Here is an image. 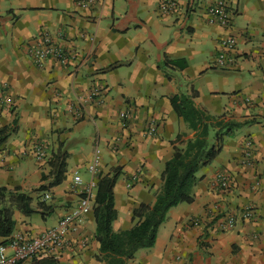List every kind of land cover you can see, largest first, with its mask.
<instances>
[{
  "label": "crops",
  "instance_id": "1",
  "mask_svg": "<svg viewBox=\"0 0 264 264\" xmlns=\"http://www.w3.org/2000/svg\"><path fill=\"white\" fill-rule=\"evenodd\" d=\"M176 1L163 13V0H97L87 8L77 0H0V187H19L33 204L50 193L45 201L54 210L47 215L55 218L48 224L47 215L15 209L13 234H41L79 205L74 172L91 180L97 147L95 177L120 173L113 230L132 228L134 209L153 205L162 190L175 146L196 134L171 98L196 92L198 108L240 126L198 172L194 201L172 207L154 246L127 264H264V0H226L233 11L226 27L208 21L206 8L217 0ZM44 32L75 59L36 64L29 48ZM227 34L236 36L237 47L233 63L220 68L219 41ZM165 59H184L187 66L164 68ZM95 86L102 89L98 96H92ZM80 98L86 100L81 118L71 111ZM152 123L158 131L148 136ZM38 146L47 151L44 161L35 154ZM61 151L65 179L51 187L50 161ZM221 174L230 180L227 188L218 184ZM247 208L252 215L243 219ZM230 215L238 216L236 226L222 231L219 222ZM95 232L92 209L52 254L58 264H102ZM9 237L0 236V244Z\"/></svg>",
  "mask_w": 264,
  "mask_h": 264
},
{
  "label": "trees",
  "instance_id": "2",
  "mask_svg": "<svg viewBox=\"0 0 264 264\" xmlns=\"http://www.w3.org/2000/svg\"><path fill=\"white\" fill-rule=\"evenodd\" d=\"M174 65L179 68L187 66L182 59H165L164 68ZM192 94H178L171 98L173 108L189 126L196 131L184 147L175 146L172 158L166 163L162 172L163 186L157 194L153 205L141 203L133 211L135 225L127 230L115 232L113 221L117 218L114 187L120 173L114 171L98 176L97 191L93 201V213L96 221L95 237L100 243L98 258L102 264H127L136 252L143 248L153 247L160 226L166 221L169 210L180 203H191L195 199L194 187L199 180L198 172L211 164L223 149L227 137L235 134L239 122L214 117L198 108ZM214 132L213 137L211 132ZM67 153H56L50 161L53 180L50 186L63 182L66 172ZM46 178V176L44 177ZM47 186L41 185L38 190L44 191ZM15 209L25 215L40 212L43 215L52 213L54 207L45 200L39 199L33 204V197L22 192L19 187L10 189L0 187V236H11L16 227ZM56 256L41 253L31 260L30 264H58Z\"/></svg>",
  "mask_w": 264,
  "mask_h": 264
},
{
  "label": "built area",
  "instance_id": "3",
  "mask_svg": "<svg viewBox=\"0 0 264 264\" xmlns=\"http://www.w3.org/2000/svg\"><path fill=\"white\" fill-rule=\"evenodd\" d=\"M97 0H77L79 7L87 8L96 3ZM177 7L176 0H163L161 10L163 13L174 10ZM207 18L211 24H220L223 27L229 26L232 21L233 11L230 4L226 0H217L211 3L206 8ZM237 47V38L235 35L227 34L219 41L218 53L216 57V66L226 68L234 61V52ZM29 54L33 61L38 65H43L48 59H55L60 64L65 65L69 61L74 60V54L67 53L63 48L57 46L53 37L49 32H44L39 38V42L35 46L29 48ZM102 89L100 86H95L92 91L93 95H99ZM91 98V96H90ZM85 99L80 98L77 105L71 106V111L77 117L83 116V109ZM127 112H122L121 117L127 118ZM158 131V126L152 123L146 132V135H155ZM247 150L245 152V161L250 162L252 152L250 146L251 140L246 141ZM35 154L39 160L47 158V151L45 147H35ZM101 161V152L97 147L93 160L89 164L88 169L92 174V178L88 183H85L78 171L74 172V185L80 187L79 205L73 210L63 215L58 223L46 229L41 234L35 236H28L23 233H15L9 237L7 243L0 244V264H20L24 261L31 260L41 253L54 254L63 249L68 242L69 234L79 228L83 220V216L90 213L95 198V189L97 187L98 179L95 177L98 172V166ZM218 184L222 188H227L230 180L224 174L218 176ZM50 193H46L44 199H49ZM252 215L251 208H247L241 212L243 219H249ZM238 220L237 215L227 216L226 219L220 220L219 228L222 231H228L236 226Z\"/></svg>",
  "mask_w": 264,
  "mask_h": 264
},
{
  "label": "rangeland",
  "instance_id": "4",
  "mask_svg": "<svg viewBox=\"0 0 264 264\" xmlns=\"http://www.w3.org/2000/svg\"><path fill=\"white\" fill-rule=\"evenodd\" d=\"M221 68V67H220ZM213 135H214V132L212 131L211 132V136L213 137ZM37 201H38V199L37 198H35V203H34V205H36L37 204ZM54 216V215H53ZM52 216V214L51 215H47V218H48V224H52L53 223V221H54V217ZM40 217V216H39Z\"/></svg>",
  "mask_w": 264,
  "mask_h": 264
}]
</instances>
